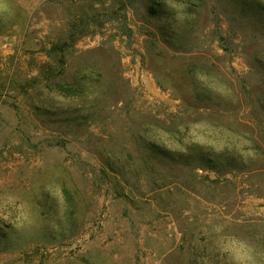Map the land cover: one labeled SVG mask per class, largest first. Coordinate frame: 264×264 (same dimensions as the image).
Here are the masks:
<instances>
[{
	"label": "rangeland",
	"instance_id": "obj_1",
	"mask_svg": "<svg viewBox=\"0 0 264 264\" xmlns=\"http://www.w3.org/2000/svg\"><path fill=\"white\" fill-rule=\"evenodd\" d=\"M0 264H264V0H0Z\"/></svg>",
	"mask_w": 264,
	"mask_h": 264
}]
</instances>
